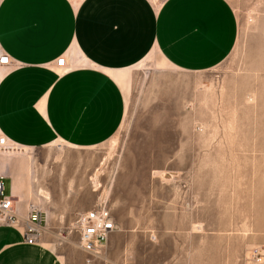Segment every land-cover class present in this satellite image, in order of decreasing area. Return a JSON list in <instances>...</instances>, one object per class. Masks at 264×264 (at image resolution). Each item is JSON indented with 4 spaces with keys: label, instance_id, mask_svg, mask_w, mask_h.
<instances>
[{
    "label": "rangeland",
    "instance_id": "rangeland-1",
    "mask_svg": "<svg viewBox=\"0 0 264 264\" xmlns=\"http://www.w3.org/2000/svg\"><path fill=\"white\" fill-rule=\"evenodd\" d=\"M229 2L237 40L219 65L190 72L152 52L120 78L127 112L110 140L9 155L69 264L100 254L73 227L102 201L132 233L119 243L131 264H264V0Z\"/></svg>",
    "mask_w": 264,
    "mask_h": 264
},
{
    "label": "crops",
    "instance_id": "crops-1",
    "mask_svg": "<svg viewBox=\"0 0 264 264\" xmlns=\"http://www.w3.org/2000/svg\"><path fill=\"white\" fill-rule=\"evenodd\" d=\"M237 32L229 0H0V49L11 60L0 66V136L21 151L103 144L126 116L124 72L155 51L181 70L212 69ZM9 155L0 156V174L10 179L20 223L0 226V264H69L49 235L25 241L33 197L17 186ZM131 235L113 232L91 264H131L119 248Z\"/></svg>",
    "mask_w": 264,
    "mask_h": 264
},
{
    "label": "built area",
    "instance_id": "built-area-1",
    "mask_svg": "<svg viewBox=\"0 0 264 264\" xmlns=\"http://www.w3.org/2000/svg\"><path fill=\"white\" fill-rule=\"evenodd\" d=\"M10 57L0 49V66L9 65ZM58 67L66 66V59L60 58ZM12 148L4 136H0V156L9 153ZM5 176L0 174V226L4 224L18 225L20 216L16 212V198L6 193ZM24 238L28 244L39 243L45 234L47 221L45 211L36 204H30L25 219ZM78 234V246L87 254L99 253L108 243L110 236L118 229L113 213L105 201L100 202L89 211L77 215L73 227ZM69 232H73L69 231ZM66 240L67 236L62 235Z\"/></svg>",
    "mask_w": 264,
    "mask_h": 264
},
{
    "label": "bare ground",
    "instance_id": "bare-ground-1",
    "mask_svg": "<svg viewBox=\"0 0 264 264\" xmlns=\"http://www.w3.org/2000/svg\"><path fill=\"white\" fill-rule=\"evenodd\" d=\"M17 151L16 150H11L9 153H7L8 155L9 154H12V153H16ZM6 155V154H5ZM97 180V179H96ZM40 194L43 196V197H47L48 198V195L47 193L44 191V190H40Z\"/></svg>",
    "mask_w": 264,
    "mask_h": 264
}]
</instances>
